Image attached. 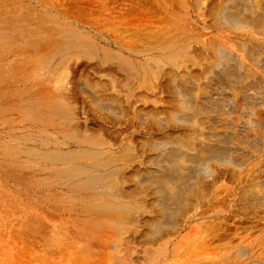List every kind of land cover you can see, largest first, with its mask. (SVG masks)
<instances>
[{"label":"bare ground","instance_id":"1","mask_svg":"<svg viewBox=\"0 0 264 264\" xmlns=\"http://www.w3.org/2000/svg\"><path fill=\"white\" fill-rule=\"evenodd\" d=\"M70 4L0 0V160L42 250L264 264V0Z\"/></svg>","mask_w":264,"mask_h":264},{"label":"rangeland","instance_id":"2","mask_svg":"<svg viewBox=\"0 0 264 264\" xmlns=\"http://www.w3.org/2000/svg\"><path fill=\"white\" fill-rule=\"evenodd\" d=\"M48 1H56L59 4L71 3L73 5L74 2H85L86 0H48ZM24 3L28 5L29 2L25 1ZM0 143L2 145V140L0 141ZM2 162L0 160V264H44V262L45 264H49V263L53 264V262L56 263V257L54 255L51 257V255L47 253V251L42 250L46 246L41 245L40 244L41 242L38 241L40 239L39 236L36 234V232L38 230L37 226L39 227V224L37 218L32 217L33 216L32 214H34L33 212L39 214L40 210L42 211L41 208H43V206L44 207L47 206V204H43V201H41L42 199L39 198V194L41 193L38 186L36 187V185L39 184V181L31 177L21 176L22 178L21 181L25 183L24 186L26 188L23 187L22 186L23 184L22 183L20 184L21 182L20 180L19 181L17 180V182L16 180H14V179H20V177L17 176L16 174L15 175L10 174L8 172L10 171L9 167L5 164V162H3V164ZM1 172L4 173L8 172V173H6L5 175L4 173ZM34 180L38 182L36 183ZM28 183H30L29 185L31 184L33 185V183H35L36 185L35 186L33 185L31 187L29 186L30 189L29 188L27 189ZM23 188L25 189L26 192L22 190ZM14 191H16L17 193ZM33 201L36 203L37 207ZM15 206L17 207L15 208ZM18 209H20L19 212ZM29 212L32 214H30ZM25 217H27L28 219L29 217L33 219V221L31 219L28 221L29 223L33 222L32 226L25 227V225H22L23 218ZM27 228H29V230ZM26 229L28 230V233H26L27 232ZM44 254L45 256H47L48 260L45 257H42ZM43 258H45L46 260H44Z\"/></svg>","mask_w":264,"mask_h":264}]
</instances>
